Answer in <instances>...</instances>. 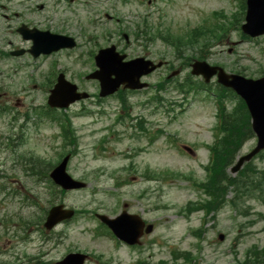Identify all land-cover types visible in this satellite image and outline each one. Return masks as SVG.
Listing matches in <instances>:
<instances>
[{
    "label": "rangeland",
    "instance_id": "obj_1",
    "mask_svg": "<svg viewBox=\"0 0 264 264\" xmlns=\"http://www.w3.org/2000/svg\"><path fill=\"white\" fill-rule=\"evenodd\" d=\"M56 1L59 2L58 6ZM72 1L71 3L70 0H35L36 3L34 4V0H32L34 6H38L39 3L43 6V10L39 11L34 8L33 10L39 14H27L20 19L32 21L38 25L42 23V27H47L52 31L58 30L72 35H77L79 29L91 31V34L95 36L96 48H105L109 43L115 41V38L112 39L108 36L104 38L106 35L105 28L98 26L104 21L102 15L105 10L104 0ZM85 1L91 2L92 10L99 13L100 16L93 18V14L88 15L85 9L80 6ZM136 6L135 2H130L125 7L118 6V12L124 22L122 28L131 39L125 47L126 54L131 58L145 57L155 60L163 58L179 65V62L174 60L172 51L162 43L142 45L141 41L133 39L134 27L130 26L126 20L136 19L132 16ZM229 7L224 0H153L150 7H146V4H144L142 9L152 10L153 15L149 17V23L153 27L161 29L163 32L169 29L174 35H183L185 31L189 32L202 25L205 19L211 18L213 12L225 11ZM233 9L232 7L231 10ZM20 19L17 21L20 22ZM91 22L95 24L91 25ZM105 27H109L108 32L116 33L117 27L115 25L106 24ZM229 50H233L231 54H228ZM82 51L79 49L72 53H64L60 66L71 81L94 94L97 93L96 86L83 83L82 80L83 74L92 69L91 64L78 63ZM211 52L212 56L207 62L211 65H222L225 71L231 72L232 61L238 56L233 54H239L238 58H242V68L246 67L252 77H258L259 72L260 74L264 73V39L243 43L237 31L229 32L223 39L222 44L217 45ZM244 56L247 60L250 59L251 62L245 60ZM0 66L5 70L11 69L10 63L1 64ZM32 71V68L24 69L17 76L8 80L2 88L3 93H5L4 99L8 100L9 104L12 105L15 100L20 98L25 99V104H30V107L43 104L44 96L40 97L32 91L31 81L27 79V75ZM44 71L45 66L41 64L37 76H42ZM188 73L189 70L184 71L179 81L181 82ZM166 74L167 72L164 71L163 77ZM158 77L159 75H154L150 78V81L158 83L161 81ZM194 80L199 82L197 78ZM28 84L29 87L24 93L22 91L23 85L27 86ZM162 97L169 104L175 102L184 106L185 113L172 125L166 124V120L162 116L150 120L158 122L160 128L166 131L167 134L174 133L175 136H178L182 145L189 147L194 144L197 146L196 156L184 158L182 155H177L168 144L165 145L161 140L153 147L143 151L146 146L145 138L139 140L129 139L127 136L130 130L126 131L123 127L118 128L122 131V138L115 136L109 140L106 130L114 120V113L118 111L119 104L117 100L107 99L101 106H98L94 100L77 104L67 111L78 140L76 157L70 162L68 171L74 179L87 183L88 188L75 195L61 196L57 193L51 196L47 184L34 185L22 175L24 165L20 162L19 155L26 156V153L32 152L35 156L48 162L54 161L48 138L55 134L53 127L46 126L38 137L30 136L31 130L29 128L25 140L22 141L23 144L16 149H11L6 146L7 138L12 133L15 140L17 129L10 130L9 119L4 122L0 121V183L5 182L4 179H1L4 176H6V180L10 181V184L13 180H16L22 196H27L35 202V205L25 204L24 206L23 203L20 204V197L6 202H2L0 198V220L3 218V223L0 225V245H6L7 247L10 242L16 244L15 247L13 246L14 248L8 249L5 255H0L1 262L9 261L11 259L9 255L12 253L20 256L23 254L32 256L37 253V250L33 249L32 242L40 238L41 225L38 226L36 221L39 220L40 216H43V209H49L50 201L53 200L52 202L55 204L56 200L61 199L67 207L107 213L112 212L117 204V200L109 198L108 192L113 191L121 193V199L135 205L136 208L133 211L137 212L142 208L145 217L154 222L156 229L152 236L147 239L145 247L141 251L142 256L147 257L150 263L168 260L171 250H179L191 252L196 258L197 264H234L235 255L242 260L247 249L253 246L264 248L263 222L254 215V213L264 215L263 206L257 203L251 204L250 216L247 218L243 216L245 213L243 209L238 212L239 215H235L229 208H223L214 219H209L203 241L197 245L191 231L200 227L203 215L195 213L187 219L180 214L181 209L187 203L198 199V194L190 188V183L182 179L151 182L141 178L145 169L148 168L151 172L157 174L168 170L169 173L191 177L197 181L203 180L204 172L202 168L208 160V152L205 146L213 141L212 130L216 123L213 99L198 94L180 103L182 97L171 89H168ZM143 98L144 96L141 94L127 96V100L132 106L129 114L131 117L145 119L144 116L147 114L139 106L144 101ZM34 100H36L35 103H33ZM83 110L90 113L85 115ZM100 110L105 111L107 116L94 114V111L100 113ZM59 143L60 140L54 142V145L59 146ZM253 146L254 142L246 144L238 156L246 155L252 150ZM15 151L16 155L14 154ZM134 153L136 155L132 160L122 157L132 156ZM253 165L260 170H264V158L262 161L254 160ZM131 166L135 171L125 172V169ZM111 175L123 179L133 177L136 182L121 189H116L113 186L116 182ZM25 189H28V194H26ZM145 194L146 197L140 201L139 195ZM22 220L23 222H21ZM92 228H94V222L88 218L86 219L84 215L79 216L69 226H60L55 229L53 232L55 234L54 242L58 245H56L55 249L57 251L53 258L60 259L69 250H76L102 255V264H105V262L106 264H131L129 253L121 250L118 254H113L111 252V249H113L112 243L108 244L105 240H94L89 232ZM24 232L28 235L31 233L30 243H20V240L24 238ZM219 234L225 237L222 243L217 240ZM235 240L237 241L234 247ZM137 259L134 257V260Z\"/></svg>",
    "mask_w": 264,
    "mask_h": 264
},
{
    "label": "water",
    "instance_id": "obj_2",
    "mask_svg": "<svg viewBox=\"0 0 264 264\" xmlns=\"http://www.w3.org/2000/svg\"><path fill=\"white\" fill-rule=\"evenodd\" d=\"M249 10L247 12V25L243 27V31L249 33L253 31L254 26L258 25V20L264 18V0H249ZM253 7V8H252ZM196 66V65H195ZM194 66V68H195ZM130 71L129 73H131ZM196 73V72H194ZM198 74V73H196ZM142 74L138 75L141 76ZM137 79H135L136 81ZM126 79L114 82L115 85L124 83ZM246 86L243 90L237 88L236 85L230 84L239 94L246 100L247 106L253 119V129L259 137V143L256 151L264 148V80L258 82H245ZM137 86H131L136 88ZM112 91V90H111ZM108 91L107 93H110ZM71 100H65L59 104L60 107H65Z\"/></svg>",
    "mask_w": 264,
    "mask_h": 264
},
{
    "label": "trees",
    "instance_id": "obj_3",
    "mask_svg": "<svg viewBox=\"0 0 264 264\" xmlns=\"http://www.w3.org/2000/svg\"><path fill=\"white\" fill-rule=\"evenodd\" d=\"M239 107L234 110L233 116H230L232 120H228L227 122L223 123V130L228 132L226 138H222L216 144L215 156L217 159L216 167L219 170V174L223 176L222 170L220 168L225 166L231 161H233V154L235 150L241 146L245 139L251 138L252 135L248 128L249 126V119L246 114L245 108L243 105L239 104ZM221 179L218 180L220 182ZM262 180H258L253 175H248L243 173L239 176L237 180H232L230 185H238L244 186L245 188H252L256 186H260Z\"/></svg>",
    "mask_w": 264,
    "mask_h": 264
},
{
    "label": "flooded vegetation",
    "instance_id": "obj_4",
    "mask_svg": "<svg viewBox=\"0 0 264 264\" xmlns=\"http://www.w3.org/2000/svg\"><path fill=\"white\" fill-rule=\"evenodd\" d=\"M32 0H0V49H16L15 44L22 40L18 34L16 17L32 13ZM42 8V7H41ZM22 24L20 23V26ZM30 29H38L39 26L26 24ZM10 52H0V58L8 59Z\"/></svg>",
    "mask_w": 264,
    "mask_h": 264
}]
</instances>
